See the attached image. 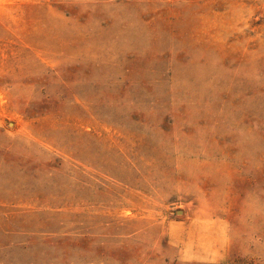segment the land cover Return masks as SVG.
I'll list each match as a JSON object with an SVG mask.
<instances>
[{"label":"rangeland","instance_id":"obj_1","mask_svg":"<svg viewBox=\"0 0 264 264\" xmlns=\"http://www.w3.org/2000/svg\"><path fill=\"white\" fill-rule=\"evenodd\" d=\"M0 264H264V0H0Z\"/></svg>","mask_w":264,"mask_h":264}]
</instances>
